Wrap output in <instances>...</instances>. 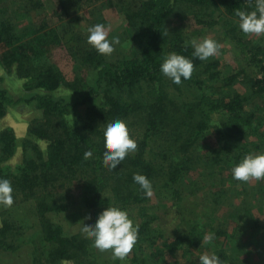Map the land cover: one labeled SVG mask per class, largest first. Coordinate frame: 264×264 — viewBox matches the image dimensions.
<instances>
[{
	"label": "trees",
	"instance_id": "1",
	"mask_svg": "<svg viewBox=\"0 0 264 264\" xmlns=\"http://www.w3.org/2000/svg\"><path fill=\"white\" fill-rule=\"evenodd\" d=\"M7 1L13 2H0V67L22 81L20 86L24 92L33 94L24 102L34 103L40 116L28 123L27 137L20 144L22 160L15 166L8 162L17 149L16 137L11 128L0 127V179L10 180L13 197L28 201L33 207L39 228L35 264H62L64 261L97 264L89 257L87 239L65 236L62 228L47 217L49 213L66 211L75 202L89 209L95 219L112 206L134 214L139 220V231L131 264H179L182 259H187L186 264H194L195 252L205 249L215 252L221 264H228L231 255L225 253L222 244L216 240L204 243L203 238L208 233L214 234L210 226L213 222L220 228L229 223L241 224L239 218L249 222L251 215L247 208H238L232 201L225 204L214 201L209 203L215 207L206 215L209 221L205 224L201 218L188 232L164 238L150 227L157 219L151 214L157 209L148 210L151 199L134 183L133 175L141 174L151 181L159 209L164 206L165 210L166 201H175L178 191L186 187L185 179L192 168L198 170L192 147L198 139L204 140L205 131L211 129L207 116H196L204 106L221 118L219 126L210 133L216 141L211 163L204 165H215L219 175L221 170L232 176V166L245 155L264 147V122L254 121L256 115L264 111V42H245L238 35H232L247 69L224 75L216 61L193 57L192 43L180 26L169 28L173 4L180 1L203 11L196 16L202 22L201 18L207 17V13L222 12L234 18L237 11H254L256 0H49L53 2L51 15L59 24L51 31L43 18L44 0H18L21 4L14 8L4 5ZM16 9L34 14V23L14 22L11 16ZM83 9H87L88 16L80 22L89 27L101 23L100 12L119 10L131 32L137 55L112 59L97 54L88 45L86 32L75 28L74 24L64 23L68 15ZM61 44H65L74 64L70 81L46 56L52 45ZM170 53L183 55L194 64L191 79L182 80L180 85L173 84L159 71ZM86 70L95 73L91 84L83 79ZM244 80L248 94L234 90V86ZM2 81L0 76V123L8 111L6 104L16 103L1 86ZM184 86L205 91L193 103L171 100L167 88L181 96ZM61 87L71 92L72 97H55L54 92ZM99 97L102 105H92ZM250 101L256 106L254 110L250 109ZM83 106L89 109L76 117L73 125H68L65 116L71 109ZM130 118H137L142 127L139 137L134 139L137 149L116 169L110 170L102 160L104 123ZM175 120L179 122L176 125ZM251 137L260 140L261 145L248 142ZM33 140L47 143L46 158ZM88 150L92 155L85 157ZM204 177L214 179L213 172H207ZM227 182L232 183L230 177L224 178L221 185L210 184L212 189L204 193L208 202L209 198L222 195ZM229 198L234 197L230 194ZM258 201L264 203V193L259 194ZM250 223L257 232L262 231L255 219H250ZM11 228L9 221L2 223L1 247H9L4 239ZM222 234L226 232L214 235Z\"/></svg>",
	"mask_w": 264,
	"mask_h": 264
},
{
	"label": "rangeland",
	"instance_id": "2",
	"mask_svg": "<svg viewBox=\"0 0 264 264\" xmlns=\"http://www.w3.org/2000/svg\"><path fill=\"white\" fill-rule=\"evenodd\" d=\"M12 1L11 3L7 1L4 5L8 4L10 7L14 8L21 4L18 0ZM0 2H3V0H0ZM44 2L46 9L43 12V15H45L43 18L49 25V31H51V28L57 25L56 18L51 15L50 11L53 2L49 0H44ZM14 11L16 12H14L12 16L10 15L15 20L14 22H24V24H26L31 21L34 23V14L17 12V9ZM203 13L204 12L198 7L192 8L190 5L181 1L173 4V14L170 19L169 28L173 29L180 26L184 36H186L191 43L194 40L200 42L208 38L219 44L220 48L218 54L214 57H210L208 61H216L218 63L217 67L222 74L226 75L227 72L233 73L240 69H247L239 47L236 46L231 36L238 35L242 41L245 42H264V35L243 34L238 27V17H226L222 12H217L215 15L207 13L208 16L202 17V20H200L202 22H199L196 16ZM100 14L101 23L99 24H104L109 30L108 38L111 39L113 36L120 37L119 43L115 44L113 51L105 55L112 59L116 57L122 58L125 56L127 58H132L136 56L137 48L132 41L131 32L124 22L122 13L119 10L115 11L113 9H108L100 12ZM87 16V9H83L82 11L68 15L64 23L69 25L74 24L75 28L82 29V32H86L85 35L88 36L87 28L89 25H86L85 22H80L82 18ZM57 26H59V24ZM233 29H236V31H233ZM64 45L65 44L52 45L46 56H48L50 63H53V65L60 70L65 79L70 81L74 76V64ZM0 76L3 77L1 86L8 91L9 97L16 101L15 104H11V102L6 104L8 111L0 123L1 129L11 128L16 137L17 149L12 159L8 162L11 166H15L22 160L20 144L21 141L27 137L28 123L32 119L39 117L40 112L35 108L34 103L24 102L25 99L31 98L33 94L29 93L22 97L18 89L22 81H19L14 74H7L1 67ZM82 76L83 79L90 84L95 79L94 71L86 70ZM246 88L245 80L234 86V90L240 94H248ZM65 90L67 89L64 87L57 89L54 92V96L72 97V93L68 90L65 92ZM167 90L171 97L170 99L177 103L179 101L193 103V101H197L200 94L205 91H198L193 87L184 86L181 88L180 92L182 95L180 96L170 87H168ZM35 92L40 94L42 91ZM102 103L103 101L101 97H99L95 99L92 105L99 106L102 105ZM250 103V109L253 108L254 110L256 106H252V101H250ZM86 108L89 109L87 106L71 109L65 116L68 125H73L74 119L85 112ZM196 116L198 118L207 116L208 126L211 127V129L205 131L204 134L207 135L204 140L198 139L192 147L193 158H195L194 162L198 170L195 171L193 170L195 168H192L187 176L188 178L185 179L184 186L186 187L178 191V197L175 201H166L168 206H166L165 203V210H163L164 206L159 209L158 200L153 194L150 198L151 204L148 210L151 209V211H153V209H157V211H153L151 214L157 219L151 222L150 227L155 231L156 235H161L164 238L170 239L176 234L191 230L194 224L201 218L203 219L202 224L209 221L206 215H209V212L215 207L214 204L209 203L216 201L219 204L220 201H223V204H225L232 201L236 207H240L241 209L247 208L249 210L251 215L248 217L249 222L244 220V218H239L238 221L241 222V224L237 222L229 223V225H222V228L218 227L215 222L211 223L210 226L212 225L214 234L226 232V235H214V240L222 244L227 255H231L228 264H264V203L258 201L259 194L264 193V180H252L246 183L238 182L233 180L232 176L224 171L220 170L219 175L215 165L211 167L207 164L204 165L205 162L211 163L213 147L216 146V141L214 134L210 133L213 130L212 128L219 126L221 118L217 112H209L205 106L202 110H198ZM123 121H125L128 126L131 138L137 139L142 131L139 120L137 118H130ZM254 121L256 123L264 122V111L259 112L254 118ZM195 122L197 124L198 120L195 119ZM178 123L179 122L175 120V125ZM250 141L261 145V142H259L260 140L258 141L252 137L248 139V142ZM33 142L41 150L43 157L46 158L47 143L36 140H33ZM254 154H264V147L256 150ZM207 172H213L214 179L204 177ZM226 177H230L232 183L227 182L222 195L220 197L217 195L209 198L210 202H208V198L204 193L212 189L210 184L214 182L217 185H221L223 179ZM205 186H207V189ZM229 189L233 191L230 192ZM241 190L243 191L240 192ZM154 191L156 190H153V193ZM230 194L233 195V199L229 198ZM13 199L14 203L12 207L4 208L0 206V228L4 221H9L12 225V228L6 233L4 239V241L9 244V247L5 248L0 246V264H35V257L38 256L36 246L39 242V228L34 216L33 207L28 201H20L17 197H13ZM216 207L218 208V206ZM47 217L62 228L65 236H79L83 239H87L89 244L87 246V252L89 253V257H92L97 264H113V262H117V264H131L132 251L121 261L113 258L111 250L101 252L93 247L92 240L88 238L86 233L82 230V227L83 224H94L96 219L92 216L91 211L82 204L75 202L66 211L49 213ZM129 218L133 220L134 225H138L139 220L135 218L133 213H129ZM252 218L255 219L256 223L261 227V232H257L258 229L252 228L253 225L250 223V219ZM242 228L244 230H242ZM230 234H232V236H229ZM202 254L213 255L215 252H207L206 249L195 252L196 260L194 264H200L199 257ZM186 262L187 259H182L178 263L186 264ZM62 264L73 263L64 261Z\"/></svg>",
	"mask_w": 264,
	"mask_h": 264
},
{
	"label": "clouds",
	"instance_id": "3",
	"mask_svg": "<svg viewBox=\"0 0 264 264\" xmlns=\"http://www.w3.org/2000/svg\"><path fill=\"white\" fill-rule=\"evenodd\" d=\"M238 27L245 35H264V0H256L254 11H237ZM108 29L104 24H95L88 29L87 43L99 55L111 53L120 37L108 38ZM193 57L206 61L218 54L220 45L214 40L205 38L200 42L192 41ZM160 73L171 80L173 84L180 85L182 80L191 79L194 64L191 59L170 53L160 65ZM67 92V90H65ZM103 163L110 170H114L129 153L136 151L137 143L131 138L125 121L113 119L104 123L103 129ZM92 155L91 150L84 156ZM232 179L238 182H249L252 180H264V154L249 153L231 169ZM133 181L140 186L146 198L153 196L151 181L144 175L134 174ZM13 187L8 179H0V206L12 207ZM82 230L92 240L93 247L101 252L111 250L114 259L124 260L133 250L138 239L139 226L134 225L129 213L119 207L112 206L103 210L96 218L94 224H83ZM214 234L208 233L204 236V243L211 244ZM200 264H221L219 257L215 254H202L199 257Z\"/></svg>",
	"mask_w": 264,
	"mask_h": 264
},
{
	"label": "crops",
	"instance_id": "4",
	"mask_svg": "<svg viewBox=\"0 0 264 264\" xmlns=\"http://www.w3.org/2000/svg\"><path fill=\"white\" fill-rule=\"evenodd\" d=\"M18 82H19V81H18ZM18 89H19V91H20L22 97L26 96V94H29V93H27V92H24L20 85H19ZM26 127H27V125H26Z\"/></svg>",
	"mask_w": 264,
	"mask_h": 264
}]
</instances>
